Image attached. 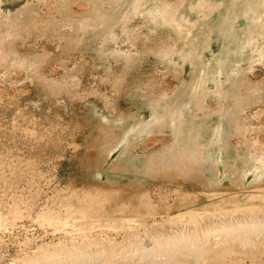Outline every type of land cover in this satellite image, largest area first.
Masks as SVG:
<instances>
[{"label":"rangeland","instance_id":"rangeland-1","mask_svg":"<svg viewBox=\"0 0 264 264\" xmlns=\"http://www.w3.org/2000/svg\"><path fill=\"white\" fill-rule=\"evenodd\" d=\"M250 2L0 0V264L86 242L91 254L102 242L125 254L134 237L170 219L198 230L208 215L264 208V32L251 34L264 21ZM100 14L108 30L79 27L97 25ZM191 85L185 130L204 128L198 160L183 170L181 154L179 166L146 164L171 144L170 128L111 151L118 121L149 120L158 102L168 109ZM237 90L251 96L247 107L234 105ZM221 105L239 115L223 132L228 165L202 170ZM234 159L248 163L245 178L224 174ZM226 244L224 255L186 264H264L263 247ZM161 257L126 253L111 264H164Z\"/></svg>","mask_w":264,"mask_h":264},{"label":"bare ground","instance_id":"bare-ground-1","mask_svg":"<svg viewBox=\"0 0 264 264\" xmlns=\"http://www.w3.org/2000/svg\"><path fill=\"white\" fill-rule=\"evenodd\" d=\"M263 1L264 0H251L250 5H249L251 6L252 9H254V13H256L257 15L258 14L260 15L257 19H260L262 23L264 21ZM99 6H96V8L98 7L99 9ZM249 6L247 5L248 10H249ZM93 10H95L94 11L95 13L98 11L97 9H94V7H93ZM160 10L163 11V9L161 8H157L155 11H152V12L148 10L147 11L150 12L151 14L152 13L154 14L156 12H159L161 14ZM99 12H100V9L97 12V14ZM101 14L97 16L96 18L98 19L97 25L93 24L94 22H92L91 20H88V21H85V22L83 21L82 23H80L79 27L83 26L85 27L87 31L88 27L89 29H94L98 26V30H99L98 33H103L104 31L108 30L109 22L108 20L104 19V16H102ZM261 26L262 24L260 25L259 22L258 24L255 23L251 27V30H252L251 34L252 33L254 34L255 32H257V29L260 32H264V26L263 27ZM92 32H95V29ZM195 89L196 88L194 85L188 86L186 87V89H182L179 95L175 96L176 99L172 102V104L170 105L167 104L168 109L167 108L164 109V106L162 105V103L160 104L158 102L154 108V111L156 110L154 117L149 120H145V121L143 120L139 122L138 124L129 122V121H123V122L118 121V123L120 124L119 127L121 128V135L117 138L118 140L117 144L111 148V151H113L117 147H120L121 149V146H123V148L121 149V152L124 153V151L130 150V147L135 142L134 141L135 139L140 138L156 130H160V129L164 130L165 128H170L171 131L173 132L172 139H171L172 141L170 142L171 144L166 145L165 150L163 151L161 150V153H159L156 156V158L154 157L151 163H146V164L151 165L153 163L156 164V163L164 162L163 166L167 165L168 167V165L171 166V164L172 165L174 164L173 166H179L178 163H180L181 161L180 156H179L180 154L182 155L184 162L187 159L198 160L199 157L197 156L196 153L199 150V148L197 149L195 148L194 150V147L201 145V140L198 139V136L200 137V135L204 133L203 131L204 128L200 127L196 135L192 134L191 133L192 130H191V132L187 136L189 137L188 139L186 137L187 132L185 130L186 111H187V107H189L188 105H190L189 103L192 101L191 99L193 97L191 96L195 93ZM241 92L243 91L241 90ZM257 94L259 95V92ZM255 95L256 94H252V96L254 97ZM233 96L235 100L234 105L238 106L241 109L242 107H247L248 102H250L249 99L251 98V96L250 98L249 96L243 97L242 94L238 90L234 93ZM200 106H199V109H200ZM221 107L222 108L219 110V113L221 114L219 122L216 125V127H214V130L212 131L213 132L212 135L211 133H209L211 138L207 142V148H210L211 150L210 151L206 150L204 154L201 152L203 155L202 159H200L202 170L208 169L212 171L213 166H215V164L217 165L218 162H221V160L224 161L225 167H227L228 165L225 163L226 160H224L226 158L224 151H225V148L229 145V142L227 139L228 138L227 135H223V132H226L224 134H227L228 131H226L227 129L225 130V128L227 127L226 125L229 123H236L237 120H239L238 118L239 115L238 113H236L238 111H235V112L233 110L228 111L226 107H224L223 105H221ZM239 127H240V124H239ZM224 139H227V141ZM185 140H186V143L188 140L190 143L189 144L187 143L188 145L187 151L184 150L185 152L183 154L182 152L183 149L181 148V145L185 144L184 143ZM183 148L185 149V147ZM252 159L260 160L261 158L256 159L253 157ZM231 163H234V165L231 164L232 167L225 168L224 174L232 176V174L235 175L237 171L241 178H243L246 174H248L247 173L248 170H246L247 166H245L248 163H246L245 161L243 162L238 159L237 160L234 159L232 160ZM251 165L252 164H250V166ZM184 167H188L186 162L185 164L183 163L182 166L180 165L179 169L183 170ZM133 169H136L137 171L138 167L134 166ZM150 169L151 168H149V170ZM217 169L218 168H215L216 171H219ZM263 214H264V208H255L247 212L238 211L237 214L226 215L227 217L225 216V214H222V215H219L218 216L219 218L215 220L213 218H216V217L212 215H208V217L204 219V220L208 219V221H206L207 226L203 228H198V230L197 229L191 230V227H190L189 231L185 229L183 231L180 227L182 225H180L179 222L175 218L170 219L166 222L155 224L152 233L145 232L143 236L141 237L139 236L134 237L135 240H133V242L131 243V246L133 249L127 248V251L128 252L130 251V252L129 253L126 252V253L127 255H130V256L132 255L133 257L138 256V258L142 261H144L143 258H145L146 256L148 257L153 256V257L159 258L163 255V257L167 258V260L163 257H161V259L163 258L162 261H165L167 264L169 263L168 261L177 262L178 264H186L190 261V259H191L190 263H192V262H197L198 260L207 261L209 259L208 257H210L211 259H215V257H218V256L220 257L224 255L225 252L229 251L231 247L233 246V245L228 246L226 244L227 242L236 244L237 241L238 242L240 241L241 243L243 242V244L245 243L247 245L253 244V245H257L258 247L264 248V215ZM183 216L184 215H181L179 218ZM235 216H238V217H235ZM185 218L183 219L185 220ZM127 222L135 226H141L142 224H144L143 220L141 221L137 219H130V220H127ZM186 222L188 223V221ZM220 236L221 238H219ZM97 243H100V242H97ZM73 245L74 247L69 246L72 248H69L66 246L55 247L56 250L54 249V251H51L50 249L38 250L34 252L33 255H31L30 259L23 260L22 263L20 264H68V262H71V263L80 262L81 264H90L88 262H91V261H92L91 264H111L112 261L116 262L117 256L126 255V253L124 254L120 252L116 247L105 244L103 242L99 245L100 248L102 247L103 250L101 251L94 250L95 252L93 253L95 254H91L88 249L90 247V250H92L91 246L93 248V244L91 243L86 242V244H84L83 246L81 245V247L77 246L78 248L75 247L76 244H73ZM237 250L239 252L241 249L239 250V249H236L235 247L233 248V251L237 252ZM156 261H154L155 264H156ZM165 262L163 263L165 264ZM148 264H154V263L153 261L152 263L151 261H148Z\"/></svg>","mask_w":264,"mask_h":264}]
</instances>
